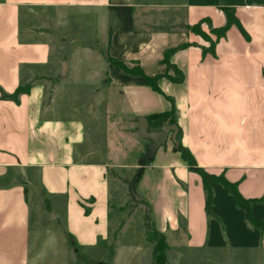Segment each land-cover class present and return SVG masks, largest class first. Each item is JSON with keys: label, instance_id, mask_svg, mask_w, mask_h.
I'll return each mask as SVG.
<instances>
[{"label": "crops", "instance_id": "0c3cea01", "mask_svg": "<svg viewBox=\"0 0 264 264\" xmlns=\"http://www.w3.org/2000/svg\"><path fill=\"white\" fill-rule=\"evenodd\" d=\"M211 1L0 0V264H43L44 248L55 246L60 229L66 252L69 245L77 253L105 251L107 258L96 264H154L153 243L110 241L111 233L117 238L124 227L120 218L112 227L111 172L140 166L125 155L132 152V142L138 146L136 157L148 152L149 141H136L138 120L170 111L173 102L180 141L197 165L209 173H224L245 198L264 199V46L260 50L251 45L250 29L258 21L252 10H263L264 4ZM226 7L245 32L234 24L217 40L212 30L227 24ZM99 19L106 24L103 62L85 67L89 76L100 72L99 79L73 81L72 60L62 77L65 61L57 58L64 49L58 37L63 20L73 30L74 25L84 30ZM198 23L215 41V54L205 52L210 41L191 29ZM83 41L78 53L98 50V44ZM169 51L170 63L185 77L180 83L159 80L172 101L147 85L143 76L109 59L139 67L148 76L168 72L178 77L163 62ZM21 87L27 90L16 95ZM111 123L119 135L114 141L109 138ZM140 167L137 190L142 203L147 205L143 198L149 199L148 184L158 191L167 181L178 190L176 210L184 227L173 222L172 237L177 238L168 242L167 264H222L219 256L235 250H246L255 256L253 262L264 264L261 233L247 223L228 188L211 182V210L218 219L207 213L205 188L186 195L178 177L197 174L204 187L203 180L171 140ZM32 185L44 204L40 220L34 218L30 202ZM261 208L253 205L257 219H264ZM46 222L54 229L50 233L47 227L49 238L43 235ZM173 251L176 260L169 258ZM195 254L203 257H189Z\"/></svg>", "mask_w": 264, "mask_h": 264}, {"label": "rangeland", "instance_id": "374dc122", "mask_svg": "<svg viewBox=\"0 0 264 264\" xmlns=\"http://www.w3.org/2000/svg\"><path fill=\"white\" fill-rule=\"evenodd\" d=\"M250 4H253V2H257L259 4H264V0H248ZM257 11V17L258 21L255 22V24L250 25V29L253 33V41L251 42V45L255 49H262L264 46V9L263 10H252V12ZM68 24V25H67ZM263 26V30L261 29ZM106 24L102 19H99V21H96L92 23L89 26V29L85 28L84 30L78 29L77 25H74V30L71 29V26L69 24V21L63 20V26L61 27L63 29V32H58V37H60L61 41L60 43L63 44L62 46L64 49H62V57L61 55L58 56L57 61H65L68 62V60H72V62L76 65V68L74 70V78L73 81L77 80H98L99 79V73L95 72L91 73L92 75H87V71L85 67L89 65V67H97V65L102 64L103 58L102 53H100V48H103V41H105V38H103V30L105 29ZM62 37L65 38V41L62 40ZM244 37V36H243ZM88 38V40L93 41L94 46L98 44V48L95 50H91L89 54L85 53H78L79 50L83 44V40ZM244 40H247L244 37ZM53 49L55 48V51L58 50L59 47H56V44H52ZM89 47V46H85ZM60 51L58 50V54ZM70 79V76L65 78L64 80L68 81ZM112 123L109 125V130H111L110 134V140L114 141L116 139H119V135L116 134V130L112 128ZM105 128V127H104ZM125 134V132H123ZM137 144L138 143H147V140H144L142 138L136 137ZM128 143H131L129 141ZM140 146V145H139ZM129 148L132 150V152H126L125 155H127L128 158H134V160L139 161L140 166L145 164L146 158L145 153L142 154V156H138L136 153V150L138 151V146L134 145L133 142L130 144ZM126 157V158H127ZM136 157V158H135ZM133 160V159H132ZM140 166L135 169L130 170H121V172H111V196H112V203L114 204V207L112 208V224H114L112 227L115 226V223H117V219L120 218L121 224L124 226L120 233L118 234V237L116 238V234L114 231L111 233V239L110 241L115 243L117 240L121 243L126 242H145L148 241L147 239V231H146V213H150L153 222L155 223L156 228L162 230L166 233L168 242L172 244V240L176 239L177 237H172V232L174 231V221H177L179 223V227L183 229V221L178 215V211L176 210L177 205L179 203L178 198V190L169 182H163L160 186V190L156 191L153 190V186L151 184H148L147 186V193L149 196V199H146V197L142 196V198L147 203H142V200L139 195L136 194L135 190H132L134 193L133 196L130 194V185L129 182H131L134 179V176L136 175L137 171L140 169ZM118 176V177H117ZM200 176L197 174H194V176L191 179H183L181 177H178V182L181 187H183V190H185L186 195L191 193L194 194L195 192H205L204 187L199 182ZM210 181V185H211ZM37 188H35V185H32L30 187V202L31 206L34 211V218H37V220L41 219V215H43V200L40 197V194L37 192ZM140 194L143 195L138 189ZM254 204H259L262 206L261 209L264 211V199L260 202H255ZM120 205V206H119ZM252 205V208H253ZM117 206L121 208L120 210H117ZM150 209V210H149ZM254 214V212H253ZM264 221V219H261ZM47 224V225H46ZM44 225L45 227L43 229V235H45V238H49L48 233L46 231L47 227L50 230V233H54V229L52 227V224L49 222H46ZM224 224H222L223 226ZM118 228V227H117ZM225 227L223 228V230ZM259 230V229H258ZM261 233V239L264 242V231L259 230ZM36 235V233H34ZM33 235V238H34ZM57 235L59 237L58 242H56L55 246H51V248H44V254L43 257H45V260L43 261V264H49L50 262L55 264H96L97 261L102 262L107 257H105V251H87V250H80V253L75 252L73 247L70 245L67 246L66 250L62 247V235H61V229L59 233L57 232ZM44 238V239H45ZM264 244V243H263ZM250 251V250H248ZM226 253V252H225ZM83 255L84 257L81 258L80 255ZM194 258L203 257L201 254H195L193 256ZM222 257V258H221ZM255 256L250 254V252H247L246 250L240 251L235 250V253L233 255L226 253L223 256H219L220 262H223L222 264H257V262H253L252 259ZM169 258L172 260L177 259V254L173 251L169 253ZM84 259V260H83ZM86 260V261H85ZM108 260V259H107ZM225 261V262H224ZM197 264V263H195ZM202 264V263H199ZM220 264V263H219ZM259 264H262V261H260Z\"/></svg>", "mask_w": 264, "mask_h": 264}, {"label": "trees", "instance_id": "16d2710c", "mask_svg": "<svg viewBox=\"0 0 264 264\" xmlns=\"http://www.w3.org/2000/svg\"><path fill=\"white\" fill-rule=\"evenodd\" d=\"M211 2L216 4L218 1L212 0ZM224 10H225L226 15H227V24L224 27L212 30L215 33L217 40L224 37L232 25L237 24V25L241 26V24H240L239 20L237 19L233 10H231L230 8H227V7L224 8ZM201 26H202V23H198V24L194 25L191 29L193 31L200 33L201 35L205 36V38L210 41L211 44H210L208 50H205V52L211 51L213 54H215V41L213 39L209 38V35L206 34L202 30ZM241 30L243 32H245V30L243 29L242 26H241ZM171 52L172 51H169L165 54L163 62L166 63L168 66L172 67L173 70L178 75V77H175V76L173 77V76L169 75L168 72H165L164 74H157L155 76H148L139 67L129 68L128 66H126L121 61H118L112 57H110L109 59L112 63L118 65L119 67H121L123 70H125L128 73L133 74V75L143 76L146 80L147 85L151 86L153 88V90L165 95V93L159 87V80L161 78L167 77V78L171 79L172 81L179 82V83L183 82L184 78H185L184 74L181 72V70L179 68H177L175 65L170 63L169 56H170ZM24 90L26 91L27 89H24L22 87L19 88L17 90L16 95L20 94ZM165 97L168 98L170 101H172V99L170 97H168L167 95H165ZM147 119L150 122V129L155 130V131H159L162 128V126H164L166 124L177 125L176 107L174 105V102H173V107L170 111L149 115L147 117ZM178 139L179 140L181 139V129L180 128H179V133H178ZM178 152L181 153L182 158L187 162L189 168L192 171L199 173L202 177L203 185H204V188L206 191V210H207V213L210 217L218 219V217L211 210V206L213 203V197H214V190H213L212 186L210 185V181H213L216 183H220L222 186L228 188L230 194L235 199L237 207L245 212V219L251 227L257 228L261 231H264V221L254 217L253 208H252L253 203L260 202L263 199H261V198L260 199L245 198L241 194L239 187H238V184L235 182L229 181L226 178V176L224 175V173L217 175L214 173H209L204 168L199 167L197 165V162H196L194 155L191 153V151L189 149L184 147L182 145V143L180 144V149ZM155 153L154 152H150L149 154H148V152L146 153V155H145V158H146L145 162L146 163L145 164H148L149 162L154 160ZM142 172H143V167H140V169L137 171L136 175L134 176V179L131 182H129L130 193H131L130 195L131 196L134 195L132 190H135L136 194L139 195L137 188H138V183H139L141 176H142ZM46 203H47V208L49 210H51L50 202L48 201V199H46ZM89 212H90V209L86 208V213L88 214ZM145 217H146L147 239L151 243H153V245H154V251H153V255H154V259H155L154 264H167L168 263L167 251L169 248L167 237L163 232H160L156 229L150 213L149 214L146 213ZM68 239H69V242L71 244L74 243V237L71 234H68Z\"/></svg>", "mask_w": 264, "mask_h": 264}, {"label": "water", "instance_id": "95a60500", "mask_svg": "<svg viewBox=\"0 0 264 264\" xmlns=\"http://www.w3.org/2000/svg\"><path fill=\"white\" fill-rule=\"evenodd\" d=\"M62 77H65L68 70L67 62L62 63ZM138 132L141 138L150 142L148 145V154L156 152L161 146L165 145L168 140L174 144L176 152L180 149L181 141L178 139L179 127L175 124H166L159 131L150 129V122L146 117L138 120Z\"/></svg>", "mask_w": 264, "mask_h": 264}]
</instances>
